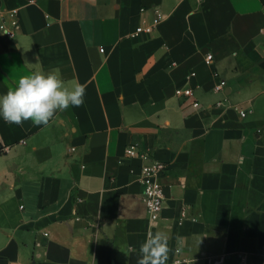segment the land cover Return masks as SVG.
Wrapping results in <instances>:
<instances>
[{
  "label": "crops",
  "instance_id": "crops-1",
  "mask_svg": "<svg viewBox=\"0 0 264 264\" xmlns=\"http://www.w3.org/2000/svg\"><path fill=\"white\" fill-rule=\"evenodd\" d=\"M0 8L18 20L13 37L0 30V95L52 68L86 85L83 106L47 127L0 117L11 145L0 155V264H137L155 231L169 236L167 264H264V0ZM155 9L156 31L136 34ZM130 144L168 166L156 220Z\"/></svg>",
  "mask_w": 264,
  "mask_h": 264
},
{
  "label": "clouds",
  "instance_id": "clouds-1",
  "mask_svg": "<svg viewBox=\"0 0 264 264\" xmlns=\"http://www.w3.org/2000/svg\"><path fill=\"white\" fill-rule=\"evenodd\" d=\"M25 64L30 63L25 60ZM85 95L86 85L68 84L58 68L33 71L20 76L15 87L0 95V117L17 126L31 121L33 126L47 127L57 112L83 106ZM171 251L166 232H150L139 247L137 264H167Z\"/></svg>",
  "mask_w": 264,
  "mask_h": 264
},
{
  "label": "built area",
  "instance_id": "built-area-1",
  "mask_svg": "<svg viewBox=\"0 0 264 264\" xmlns=\"http://www.w3.org/2000/svg\"><path fill=\"white\" fill-rule=\"evenodd\" d=\"M30 1L35 2L36 0ZM145 10L147 9L145 7H142V11ZM5 12V9L0 8V30L4 32L5 35L13 37L15 34V29L18 25V20L16 17L17 11L12 10L8 19L4 15ZM154 12L155 15L152 18V22L147 26H138L136 28V34H140L143 32L152 34L156 31L164 16L157 9H155ZM206 58L208 61L212 62L213 55L211 53H208ZM216 76H218L217 73ZM226 83L227 82L224 79H220L219 82L215 84L214 89L216 91H222L226 87ZM175 92L176 95L184 97L186 99L194 98V89L191 87H178ZM192 104L196 108L201 107L200 102L195 98ZM242 114L245 115L244 112H242ZM10 148L11 145L4 142L0 138V155L8 152ZM126 155L128 158L139 157L143 159V162L139 165V171L137 173L138 180L143 188L142 196L149 211V215L151 219L156 220L163 209V204L165 201L164 186L161 181V175L166 171L168 166L164 162L153 159L150 153L139 149L138 145L136 144L128 145L126 149ZM241 264L253 263H246L243 261Z\"/></svg>",
  "mask_w": 264,
  "mask_h": 264
}]
</instances>
